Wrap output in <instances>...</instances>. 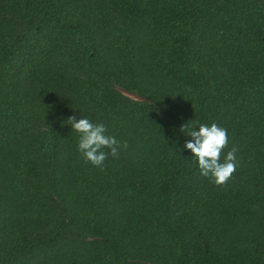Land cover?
Returning a JSON list of instances; mask_svg holds the SVG:
<instances>
[{"label":"trees","instance_id":"obj_1","mask_svg":"<svg viewBox=\"0 0 264 264\" xmlns=\"http://www.w3.org/2000/svg\"><path fill=\"white\" fill-rule=\"evenodd\" d=\"M70 116L127 149L85 164ZM0 264H264V0H0Z\"/></svg>","mask_w":264,"mask_h":264},{"label":"clouds","instance_id":"obj_2","mask_svg":"<svg viewBox=\"0 0 264 264\" xmlns=\"http://www.w3.org/2000/svg\"><path fill=\"white\" fill-rule=\"evenodd\" d=\"M67 123L78 136L77 150L85 164L102 168L109 155L118 157L120 150L128 147L127 141L121 144L114 136L108 135L103 123H93L88 118L77 119L75 116L68 117ZM181 131L191 137L184 148L190 150L200 174L216 186L226 185L238 167V148L233 146L226 154L224 152L229 147L227 129L212 123L210 126L200 124L197 131L188 123L182 126Z\"/></svg>","mask_w":264,"mask_h":264}]
</instances>
